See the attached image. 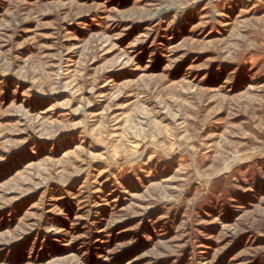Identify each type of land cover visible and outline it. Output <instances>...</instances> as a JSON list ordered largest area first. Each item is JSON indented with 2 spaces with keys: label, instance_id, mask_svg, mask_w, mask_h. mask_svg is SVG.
<instances>
[{
  "label": "rangeland",
  "instance_id": "1",
  "mask_svg": "<svg viewBox=\"0 0 264 264\" xmlns=\"http://www.w3.org/2000/svg\"><path fill=\"white\" fill-rule=\"evenodd\" d=\"M0 264H264V0H0Z\"/></svg>",
  "mask_w": 264,
  "mask_h": 264
},
{
  "label": "bare ground",
  "instance_id": "2",
  "mask_svg": "<svg viewBox=\"0 0 264 264\" xmlns=\"http://www.w3.org/2000/svg\"><path fill=\"white\" fill-rule=\"evenodd\" d=\"M246 2H249L250 0H245ZM104 95V94H103Z\"/></svg>",
  "mask_w": 264,
  "mask_h": 264
}]
</instances>
